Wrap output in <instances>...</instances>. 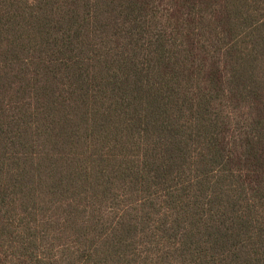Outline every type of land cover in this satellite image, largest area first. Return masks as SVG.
I'll list each match as a JSON object with an SVG mask.
<instances>
[{"label":"trees","instance_id":"trees-1","mask_svg":"<svg viewBox=\"0 0 264 264\" xmlns=\"http://www.w3.org/2000/svg\"><path fill=\"white\" fill-rule=\"evenodd\" d=\"M0 264H264V0H0Z\"/></svg>","mask_w":264,"mask_h":264}]
</instances>
